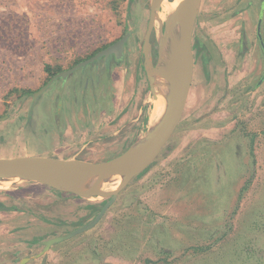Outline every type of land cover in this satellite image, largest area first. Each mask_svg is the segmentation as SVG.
<instances>
[{
  "label": "rangeland",
  "instance_id": "374dc122",
  "mask_svg": "<svg viewBox=\"0 0 264 264\" xmlns=\"http://www.w3.org/2000/svg\"><path fill=\"white\" fill-rule=\"evenodd\" d=\"M263 3L199 1L194 72L181 117L160 154L95 226L39 255L45 240L92 221L110 196L88 199L22 180L0 188L2 200L21 210L43 209L57 199L51 208L56 214L45 219L56 226L28 241L31 261L23 264H264V51L258 37ZM152 5L153 0H0V156L26 151L52 156L55 115L64 121L81 106L93 112L96 104L108 107L112 90L134 93L132 102L142 109L140 127L150 117L141 133L145 136L156 125L148 77L152 67L145 56ZM168 16L171 27L176 26L171 13L161 8L150 34L148 56L154 70L162 62ZM261 32L264 37V17ZM126 33V56L113 62L110 81L99 85L95 67L102 66V78L108 72L104 60L92 63L84 80L77 82L78 71L77 80L68 82L76 81L73 87L60 90L55 85L33 105V94L54 74ZM172 42L166 38L164 49ZM88 71L92 74L86 79ZM104 89L110 90V99L102 97ZM60 101L64 113L57 110ZM126 101L120 96L116 103L122 107ZM127 110L111 124L127 123L132 118L124 115ZM140 138L133 151L142 146ZM66 141L65 149L84 147L86 152L59 155L97 160L93 162L119 156L132 142H123V136L85 146L71 137ZM6 227L0 226L4 242L10 237Z\"/></svg>",
  "mask_w": 264,
  "mask_h": 264
},
{
  "label": "water",
  "instance_id": "95a60500",
  "mask_svg": "<svg viewBox=\"0 0 264 264\" xmlns=\"http://www.w3.org/2000/svg\"><path fill=\"white\" fill-rule=\"evenodd\" d=\"M199 1L200 0H176V2L173 3L170 0H153L150 24L145 39V56L147 63L152 67V70L148 72V77L154 108L156 110L158 102H161V107L159 112H156L152 118L156 125L152 127V137L143 150L135 155L131 153L137 144L136 142L125 153L102 162H89L77 159L65 160L43 156L0 158V176H16L21 178L23 182L40 183L59 190L78 193L80 191V184L97 177L112 179L116 182L115 189L106 195L110 196V198L92 221L72 231L44 241L42 253L50 249L52 245L68 240L95 226L103 218L110 206L116 201L119 193L135 177L140 175L151 165L168 142L181 117L192 83L194 72L192 41L199 10ZM162 5L169 7L171 16L177 27V35L170 51L165 57L163 56L161 64L154 70L148 56V45L150 34L159 17ZM263 17L264 3L258 21V36L264 51V38L261 32ZM129 36L130 33L124 34L121 39L100 50L92 57L81 61L72 68L54 74L45 85L33 94V105L55 81L60 78H66L77 69L85 68L91 63L100 61L102 57H105L107 62H109L113 55H115L117 59H122ZM176 57H179L177 72L169 88L164 95L161 96V81ZM263 79L264 75L262 77V80Z\"/></svg>",
  "mask_w": 264,
  "mask_h": 264
},
{
  "label": "crops",
  "instance_id": "0c3cea01",
  "mask_svg": "<svg viewBox=\"0 0 264 264\" xmlns=\"http://www.w3.org/2000/svg\"><path fill=\"white\" fill-rule=\"evenodd\" d=\"M125 56H126V51L124 50V58ZM122 60L123 58L118 59L117 62H121ZM108 63L109 62L106 61V66L103 67L104 70L108 72V73L106 72L107 75L104 76L105 78H102L103 77L101 73L102 66L97 65L95 67L96 74H97L96 79H97V83L98 84L100 83L99 85L101 84L104 85L106 82L110 81L108 74L113 75L114 70H112V67H111L112 65L109 66ZM87 68L88 66L85 68H79L76 71L69 74L66 78H60L59 82L57 84L54 83L47 91H49L55 85L60 87V90L66 89L67 86H69V88L70 86L73 87L72 84L81 82L82 79L84 80V73ZM78 71H81V75L79 76V81L71 82V84L68 83L69 80H77V77H75V75ZM91 74L92 72L88 71L86 75V79H89ZM105 90L106 89H104L103 91L102 97L104 99L106 97L110 99L112 97V95L108 93V91L110 90H106V92ZM101 92L99 91L97 95L99 102L101 99L99 93ZM112 93H113V98L110 100V105L108 107H105L100 104L98 105L96 104L95 112L90 110V107L86 108L85 106L83 107L81 106L79 109V111L82 112L81 115H80V112H76L79 114H76L73 112L70 116L67 115L66 118L64 117L65 122L63 121L62 116L58 117V114H56L55 115L56 116L55 117V129L57 130V134L54 138L55 139L54 141H56L55 145L53 144V139L49 138V146L52 150L53 155L43 156V157H55V158L65 159V160L77 159V160H83V161H89V162L97 161V160H92V159L90 160L89 158H85V157L67 155L71 153H85L86 151L84 152V147L80 149L75 148L72 150L65 149V148H68V144H66L67 141L63 142V139L66 137L73 138L74 143L85 142L83 143L84 144L83 146H85V145L90 144L91 141H94V140L99 141L101 139L103 140L109 136H111V139L120 138L121 136H123V142L128 139H130V142L131 141L132 142L131 143L129 142L130 145L128 146V148L124 149L118 155L128 151L139 140V138L141 137V133L143 129L145 128V126L149 125L150 117L147 119V124L146 125L142 124V127H140L141 125L140 116L142 113V109H141V106H138L137 104L132 102L134 93L131 92L130 95H127L124 93L120 94V92H115L114 90H112ZM59 95H60V91L56 93L57 97H59ZM120 96L122 98H126L127 100L125 105H123L122 107L116 103V102L119 103ZM127 107H128V110L124 113V115L132 114V118L129 119L127 123H124L126 121L125 119L123 123L121 122V120H118L117 123L111 124L112 123L111 120H113L114 118L122 114ZM133 108L135 110V115H133L134 113H132ZM57 110L59 111V113L65 112L64 106L62 105L61 101H60V104ZM83 114L84 116L82 117ZM120 124H123V125H120ZM126 125L128 126L126 127ZM75 133L77 134L75 135ZM104 151L105 149L101 151L102 154L104 153ZM60 152L62 153L68 152V153L61 156L59 155L61 154ZM19 156H41V155H33L31 154V152L26 151L25 153H22ZM12 157L14 156H11V155L10 156H0V158H12ZM103 161H107V160H103ZM99 162H102V161H99ZM43 186L51 188L52 190H59V189H55V188H52L46 185H43ZM56 200L57 199L53 197V200L47 201L49 203L43 209L36 206L35 208H32V209L21 210L15 205L8 204L6 201H3L2 197H0V202H2L3 204V205H0V219L2 220L0 223V226L1 225L7 226L6 228L9 229V232L8 231L7 232L8 234H10L9 235L10 237H7L5 242L3 241V239L0 238V243H2L0 244V263L2 264H23L24 262L29 263L31 261L30 252H32V249L29 247L30 243L28 241L36 240V238L40 236L42 229H48L47 226H54V227L56 226L54 223H48L45 220V219H49L51 215L56 214L55 208H53V210L51 209L53 205L56 204ZM45 204L46 203H44V205ZM12 230H15V231H12ZM42 251L39 253V255L45 253V252L42 253ZM19 254L21 255L19 256Z\"/></svg>",
  "mask_w": 264,
  "mask_h": 264
},
{
  "label": "bare ground",
  "instance_id": "6f19581e",
  "mask_svg": "<svg viewBox=\"0 0 264 264\" xmlns=\"http://www.w3.org/2000/svg\"><path fill=\"white\" fill-rule=\"evenodd\" d=\"M173 3L176 2V0L172 1ZM162 9H165L167 12V15H169L170 13V9L169 7H167L166 5H162ZM169 17V16H168ZM171 23H172V18H168V20L166 19V33L165 35L162 36V45H161V59L163 58V56L165 57L166 54H168V52L170 51L171 47L173 46V42L176 38L177 35V28L176 26L173 25V28L171 27ZM166 38H170L173 40V42L171 43L169 49H164V41ZM178 63H179V57H176L174 62L170 65V67L168 68V70L166 71V74L164 75L162 81H161V86H160V95L163 96L164 93L166 92V90L169 88L171 82L173 81L175 74L177 72L178 69ZM162 98V97H161ZM161 107V102L157 103V108L153 111V116L155 115V113L159 112ZM152 116V118H153ZM151 131L152 128L149 129V133L144 137H141L143 139V144L142 146L138 145L137 149H135L134 151H132L131 153L133 155L137 154L138 152H140L141 150H143L145 148V146L148 144V142L151 139ZM140 138V139H141ZM140 142V141H138ZM141 147V148H140ZM22 179L16 176H0V188H9L12 186V184L14 183H19ZM80 186V191L78 192L81 196H83L84 198H88V199H96V198H101V197H105L106 195H108L111 191H113L115 188V184L113 182L112 179H103L100 177H97L95 179H92L90 181L84 182L82 184L79 185ZM97 194V195H95Z\"/></svg>",
  "mask_w": 264,
  "mask_h": 264
},
{
  "label": "flooded vegetation",
  "instance_id": "af4514ba",
  "mask_svg": "<svg viewBox=\"0 0 264 264\" xmlns=\"http://www.w3.org/2000/svg\"><path fill=\"white\" fill-rule=\"evenodd\" d=\"M102 60H104V63H105L104 66H106V59H105V57H102V58L100 59V61H102ZM115 60L118 61V59L116 58V56L113 55V56L111 57V59L109 60L108 65L111 66ZM100 61H96V62H94V63H99ZM99 66H100V65H99Z\"/></svg>",
  "mask_w": 264,
  "mask_h": 264
},
{
  "label": "trees",
  "instance_id": "16d2710c",
  "mask_svg": "<svg viewBox=\"0 0 264 264\" xmlns=\"http://www.w3.org/2000/svg\"><path fill=\"white\" fill-rule=\"evenodd\" d=\"M46 70H49V67Z\"/></svg>",
  "mask_w": 264,
  "mask_h": 264
}]
</instances>
